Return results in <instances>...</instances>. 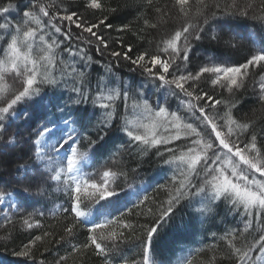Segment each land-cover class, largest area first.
Segmentation results:
<instances>
[{"label":"snow or ice","instance_id":"1","mask_svg":"<svg viewBox=\"0 0 264 264\" xmlns=\"http://www.w3.org/2000/svg\"><path fill=\"white\" fill-rule=\"evenodd\" d=\"M196 4L195 16L200 19L193 23L190 0H174L171 6L163 7L156 6L155 0H142L140 7L152 9L156 14V22L146 15L138 17L144 28L158 29L167 20L180 23L155 41L154 52L145 50L133 56L130 44L118 41L122 50H112L97 31L102 26L113 27L107 23V16L90 24L78 12L64 8L63 0H30L23 9L11 0L0 2V132L9 119L23 116L31 120L28 108L18 106L43 101L46 87L53 90L69 87L71 81L69 91L74 97H70V101L77 106L68 109L73 118L62 121L64 127L58 138L47 126L51 121L37 128L30 157L32 164H21L18 170H24L25 179H28L30 167L38 175L21 187L20 203L10 207L19 211L29 199L42 196L46 191L44 185L49 181L62 185L69 202L63 211L70 214L71 222L64 226V235L58 243L73 238L77 225H84L87 238L79 247L73 246V251L91 249L103 258L102 264H115L117 254L121 252L120 245L127 240L126 232L135 228L122 219L124 212L120 217L107 218L111 216L109 209L116 203L113 198L118 199L120 195L115 178L126 173L111 168L100 173H85L84 167L113 128L120 105L125 114L117 130L127 137L129 146H135L142 154L154 149L155 155L173 172L168 185H158L167 193V198L159 202L156 211L147 208L146 212L142 209L138 213L151 217L149 223L139 225L143 238L136 237L142 247L140 264H156L152 257L155 238L172 220L183 201L191 202L197 198L208 204L223 200L229 205L230 212L243 219V230H229L222 237L226 258L233 264H264V147L258 146V137L253 131L255 121L237 119L233 114V110L243 103V96L238 94L246 90L249 79L257 101L264 105V47L246 56L243 62L229 64L210 58L195 69H189L195 42L207 36L211 42H222L225 47L235 48L237 44L231 33L237 20L254 19L264 23V0H225L223 5L219 0H196ZM85 8L118 11V8L105 9L102 0H87ZM14 9L20 16L15 21L12 19ZM69 25L82 30L74 37L75 41L85 46L94 44L97 53L103 56L107 52L117 63L127 62L130 72L139 71L147 81L176 97L180 102L178 109L173 111L167 103L159 101L153 106L144 99L142 91H134L130 85L113 87L105 77L97 81L93 90L86 72L77 64L82 62L87 68L94 61L86 47L71 43L73 36ZM129 29V24H123L117 31ZM209 31L211 35H207ZM225 36L229 38L224 39ZM66 42L68 44L64 46ZM65 53L68 59H65ZM106 72H112L111 64ZM9 79L15 87L8 84ZM202 81L214 90L226 91L228 98L214 97L200 86ZM89 104L93 109L91 113ZM67 108V104L64 107L57 105L61 113ZM96 109L101 110V118L96 125L97 139H92L86 129L91 126ZM75 125L85 131H78ZM245 136L247 139L241 141ZM82 139L87 140V151L78 147ZM14 144L15 138H10L8 145ZM41 165L46 172L40 171ZM95 175H99V181L93 178ZM5 196L6 193L0 192V201ZM146 201H150L147 195L134 206L145 205ZM210 210L207 207L198 209L202 214ZM131 211L128 209L129 213ZM43 215L42 211L33 210L21 215L20 221L29 230L38 229L42 225L36 217ZM101 215L105 219L97 222ZM4 218L8 220L7 215ZM252 232L256 235L249 240L245 233L251 235ZM49 235V232L33 235L14 255L34 261L33 248ZM65 259L60 257L55 264H64ZM119 259L123 260V257ZM123 264L127 261L123 260ZM183 264L192 262L185 259Z\"/></svg>","mask_w":264,"mask_h":264},{"label":"trees","instance_id":"2","mask_svg":"<svg viewBox=\"0 0 264 264\" xmlns=\"http://www.w3.org/2000/svg\"><path fill=\"white\" fill-rule=\"evenodd\" d=\"M0 2H3V0H0ZM11 2L14 5H19L20 9L30 4V0H11ZM173 2L174 0H155L156 6L160 7L171 6ZM219 2L223 5L225 0H219ZM241 2L243 1L241 0ZM86 3L87 0H63V7L78 12L90 24L107 16V23L112 24L113 27L109 29L102 26L97 31L108 41L112 50H122L120 43L130 44L133 48V56L145 50L154 52L155 41L169 34L180 23L178 20H167V17H165L167 23L162 24L158 29L144 28L142 19H138V17L146 15L152 22H156V14L152 9L140 7L142 0H102L105 9L118 8L116 13L107 10L94 11L86 9ZM190 4L192 20L193 23H196L200 19L195 16L196 0H191ZM138 8L139 10H137ZM172 11L175 14V9ZM19 18L18 11L14 9L12 19L15 21ZM64 23L68 24V22ZM123 24H129L130 29L124 32L117 31ZM69 26L73 36L71 43L76 44L78 47H86L88 54L92 56L94 61L87 68L84 67L82 62L77 64L78 68L86 72L87 80L93 90H95L97 81L101 77H109L111 86L122 88L129 82L134 91L139 90L144 93V99L150 100V97L157 99V96L161 95L159 97L162 100L161 104L167 103V106H170L173 105L175 100L177 102L178 99L174 96L167 99L165 95L168 92L160 95H157L156 92L151 93L149 87L155 83L147 81L145 77L140 75L139 71L130 72L127 62L119 61L117 63L108 56L107 52L103 56L97 53L94 44L85 46L75 41L74 37L82 30L75 28L74 25ZM84 35L88 36L87 33ZM207 35H211V32L209 31ZM231 36L236 44L242 45L239 50L225 47L222 42H211L207 37L195 42L193 51L190 53L189 69H195L199 63L209 61L210 58L208 57H199L201 53L212 55L211 59L217 62H221L220 57L223 55L230 57V62L233 64L243 62L246 56L258 48L264 47V23L259 20L241 18L236 21ZM228 38V36L224 37V39ZM91 39L94 40V38ZM118 41L120 43H117ZM67 44L68 42L64 46H67ZM64 56L65 59H68L66 53ZM96 61H99V63H96ZM109 64L112 65L111 73L106 72ZM115 79H117L116 82ZM7 82L11 87L16 86L11 79ZM251 84L252 81L249 79L246 90L238 94L243 96V103L239 105L238 109L233 110V114L237 119L255 121L256 126L253 131L258 137V146L264 147V105L257 101ZM70 86L71 81H69ZM200 86L216 98H228L226 91L219 88L214 90L204 81L201 82ZM69 87L61 86L54 90L46 87L44 89L46 96L43 101L35 104L29 102L28 105L18 106L19 108H28L32 114L31 120H26L21 116L19 119H9L4 122V130L0 132V153H2L0 154V192L12 193L19 198L18 194L21 187L27 185L31 178L38 175L36 170L32 168L31 170L35 171L33 173L28 172V179H25V172L21 169L18 170V166L32 164L30 157L34 151L33 142L37 139L35 133L38 127L46 121H51L47 125L50 128L54 123L73 118L70 116L68 109H74L77 106L71 104L70 97H74V94L69 91ZM138 87H141V89H138ZM65 104L68 108L63 113L57 110V105L64 107ZM88 111L89 113L93 111L91 104L88 105ZM124 114L123 106L120 105L118 116L113 121L114 126L108 132L102 146L97 147L88 173H100L105 168L126 173V175L115 178V184L118 186L120 195L118 199L113 198L116 203L109 209L111 216L107 218L120 217V213L124 212L125 216L122 219L135 226L134 230L126 232L127 240L120 245L121 252L117 254L115 264H123V260H126L127 264H140L142 247L140 240L136 237L143 238L142 229L139 225L149 223L151 217L138 215V213L142 209L146 212L147 208H152L153 212L156 211L159 202L167 198V193L158 188V185H168L173 172L169 166L164 165L162 160L155 155L154 149L147 154H142L135 146H129L127 137L117 130ZM100 118L101 110L96 109L95 115L91 119V126L86 129V134L92 139H97L98 129L96 125ZM76 127L81 132L85 131L80 129L79 125H76ZM13 137L15 138V144L8 145V141ZM246 139V136L241 137V141ZM79 148L81 151H87V140L82 139ZM1 150H5V152H1ZM17 156H20V160L15 162ZM5 170L10 171L8 176L5 175ZM93 178L99 181V175H95ZM142 183L150 184L151 189L147 193L150 201H146L145 205L135 207L134 205L139 204V202L131 204L128 193ZM52 189V186L48 187L46 189L47 193L42 197L39 196L41 200L38 203L35 201L38 196H34L19 211L10 209L8 220L4 218L5 216L0 209V264H41V261H43V264H55L60 257L66 258L64 264H102L103 258L96 256L91 249L81 248L80 251H73V246L79 247L87 238V227L84 225H77L73 238L58 243L60 237L64 235V226L70 223L71 219L70 214L63 211L64 208L69 206L68 195L65 191L53 194L51 193ZM33 192H35V188H33ZM49 193L53 197L47 199ZM49 201L51 202L49 203ZM203 207L211 210L202 214L198 209ZM128 209L132 210L131 213L128 212ZM33 210L44 213L43 216L36 217L40 220L42 227L29 230L22 225L20 217ZM103 219H105V216L101 215L98 217L97 222ZM9 220H11V223H9ZM243 227L242 217L230 212L229 205L223 200L212 204L207 202L201 204L199 198L191 202L183 201L176 209L172 220L160 230L159 236L155 238L152 257L156 264H174L186 251H190L187 253V258L191 260L192 264H233L231 259L226 258V244L222 237L229 230H243ZM44 232H49L50 235L43 242H37V246L33 248L34 261L14 255L15 252L21 250L23 244L28 243L33 235H42ZM252 235H256V233L252 232L251 235L245 233L249 240ZM240 239L243 240L244 237ZM119 257H123V260ZM213 257H215L214 260Z\"/></svg>","mask_w":264,"mask_h":264},{"label":"rangeland","instance_id":"3","mask_svg":"<svg viewBox=\"0 0 264 264\" xmlns=\"http://www.w3.org/2000/svg\"><path fill=\"white\" fill-rule=\"evenodd\" d=\"M191 1V0H190ZM243 1V0H242ZM215 26H213V28H214ZM207 37V36H206ZM242 45H238L237 44V47H235V48H230V49H232V50H239L240 49V47H241ZM208 57V58H211V56L212 55H210V54H206V53H201L200 55H199V57ZM230 57H228L227 55H223L222 57H220V61L223 63V62H227V63H229V64H233V63H231L230 62ZM233 62V61H232ZM202 63H204V62H201V63H199V64H202ZM198 64V65H199ZM109 78V77H108ZM108 78H106L107 80H108V82H110L109 80L110 79H108ZM117 81V79H115V82ZM150 84H152V83H150ZM127 85H129V82H127ZM149 88H151V93H153V92H156L157 93V95H160V94H162V93H166V92H168L166 89H164V88H157V85H156V83L155 84H152L151 85V87H149ZM138 89H141V87H138ZM161 96V95H160ZM160 96H157V99H155V98H153L152 99V97H150V102L153 104V106H155L156 105V103H157V101H159L160 103H162V100H161V98H159ZM166 97H167V99L168 98H171V97H173V96H171L169 93H167L166 95H165ZM155 99V101L153 102V100ZM176 99V98H175ZM174 99V100H175ZM173 100V101H174ZM179 100H177V102H176V100H175V102H173V105H168V107L171 109V110H173V111H176L177 109H178V107H179ZM171 106H173V107H171ZM63 121V120H62ZM62 121H60V122H58V123H54L52 126H51V128L50 129H53L54 130V132H56L57 133V138H58V135L60 134V129H62L64 126H63V123H62ZM57 125H59V127H57ZM78 130V129H77ZM79 131V130H78ZM5 152V150H1V152ZM20 160V156H17L16 157V159H15V162L16 161H19ZM91 164H92V161L90 160L89 161V164L87 165V166H85L84 167V172L86 171V169L87 168H89L90 166H91ZM32 168L30 167V169H29V171L28 172H30V173H33L35 170H31ZM21 170H23V169H21ZM40 171H45L46 172V170L44 169V166L43 165H41L40 166ZM5 172V175L6 176H8L9 174L8 173H10V171L9 170H5L4 171ZM23 172H24V170H23ZM86 173V172H85ZM11 175V174H10ZM50 186H52L53 187V189H52V192L51 193H53V194H58V192H63L64 190H63V186L62 185H58L56 182H53V181H49L48 182V184H46V185H44V187L47 189L48 187H50ZM146 187V186H145ZM137 191L139 192V193H143L144 192V190H141V187H139V188H136V189H134V190H132L131 192H130V199H134V195L137 193ZM47 193V191H45V193L42 195V196H44L45 194ZM51 193H49L47 196V199H50V198H52L53 196H52V194ZM41 196V197H42ZM41 199L39 198V196H38V199H36L35 201H37V203H38V201H40ZM18 202H19V198H18V196L17 195H15V194H12V193H9V194H6V196H5V199L3 200V201H0V209H1V211L3 212V214H4V216L5 215H9V213H10V209H12V210H15L16 208H14V207H10L11 205H13V204H18ZM51 201H49V203H50ZM201 204H204V202L202 203L201 202ZM11 226V225H10ZM1 227V226H0ZM185 260V257H180L179 258V260L178 261H176L174 264H183V261Z\"/></svg>","mask_w":264,"mask_h":264},{"label":"bare ground","instance_id":"4","mask_svg":"<svg viewBox=\"0 0 264 264\" xmlns=\"http://www.w3.org/2000/svg\"><path fill=\"white\" fill-rule=\"evenodd\" d=\"M121 205V204H120Z\"/></svg>","mask_w":264,"mask_h":264}]
</instances>
